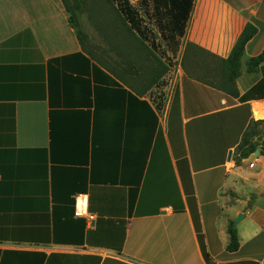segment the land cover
Masks as SVG:
<instances>
[{
	"label": "crops",
	"instance_id": "obj_1",
	"mask_svg": "<svg viewBox=\"0 0 264 264\" xmlns=\"http://www.w3.org/2000/svg\"><path fill=\"white\" fill-rule=\"evenodd\" d=\"M169 1L165 69L122 21L81 42L62 0H0V264H264V156L235 163L253 121L264 140V0Z\"/></svg>",
	"mask_w": 264,
	"mask_h": 264
},
{
	"label": "trees",
	"instance_id": "obj_2",
	"mask_svg": "<svg viewBox=\"0 0 264 264\" xmlns=\"http://www.w3.org/2000/svg\"><path fill=\"white\" fill-rule=\"evenodd\" d=\"M62 2L69 14V24L75 29L77 37L82 42L84 32L81 30L80 23L75 15L81 10L83 1L62 0ZM107 2L118 14L126 28L131 32L135 31L140 42L146 48H152L153 55L156 56L155 50L157 51L160 42L151 40L149 44L145 43L149 38L148 36H158V38H161L160 40H162V43L166 42L168 46L170 44L177 45L179 43V38L182 37V18L180 15L184 10L182 7L177 8V6L174 3L171 4V1L169 0H142L140 3L141 8L133 6L129 0H107ZM149 3L151 7L149 6ZM146 20L153 21L156 29L155 33H150L151 30L145 23ZM255 32V26L247 23L235 41L227 58L222 59L224 67L222 78L232 83V85L234 84V79L239 74L241 56L243 54L245 44L255 34ZM158 60L161 62L162 66L167 69L164 62H162L160 58H158ZM263 62L264 50H262L258 55L251 57L248 60L247 65L249 69H253ZM165 71L166 70H163L162 73ZM226 92L234 97L238 96V92L235 87L226 90ZM259 122L260 121H253L251 125L249 124L242 133L240 142L235 148L236 164H238L241 159L250 156L255 149H258V153L264 156V140L261 142L253 139L256 135L255 128ZM227 232L229 235V241L226 245V250L236 251L239 247V242L237 231L236 228L233 227L232 221H229L228 223Z\"/></svg>",
	"mask_w": 264,
	"mask_h": 264
},
{
	"label": "rangeland",
	"instance_id": "obj_3",
	"mask_svg": "<svg viewBox=\"0 0 264 264\" xmlns=\"http://www.w3.org/2000/svg\"><path fill=\"white\" fill-rule=\"evenodd\" d=\"M72 1V0H69ZM81 10L76 13V17L81 23L84 31L89 35L88 39L93 44L108 39L111 32L115 30L114 22H120L121 19L107 0H82ZM165 55L170 58V54L166 52V48L160 47ZM170 60V59H169ZM171 67L173 61H169ZM166 83V82H165Z\"/></svg>",
	"mask_w": 264,
	"mask_h": 264
},
{
	"label": "water",
	"instance_id": "obj_4",
	"mask_svg": "<svg viewBox=\"0 0 264 264\" xmlns=\"http://www.w3.org/2000/svg\"><path fill=\"white\" fill-rule=\"evenodd\" d=\"M258 153V149H255L254 151H253V154H257ZM231 154V151L228 153V158H230V155ZM241 218H243V215L242 214H239V215H237V217L233 220V227L235 228L236 227V225H237V223L239 222V220L241 219Z\"/></svg>",
	"mask_w": 264,
	"mask_h": 264
},
{
	"label": "built area",
	"instance_id": "obj_5",
	"mask_svg": "<svg viewBox=\"0 0 264 264\" xmlns=\"http://www.w3.org/2000/svg\"><path fill=\"white\" fill-rule=\"evenodd\" d=\"M81 211H78V210H76V212H75V214L78 216V215H81Z\"/></svg>",
	"mask_w": 264,
	"mask_h": 264
}]
</instances>
